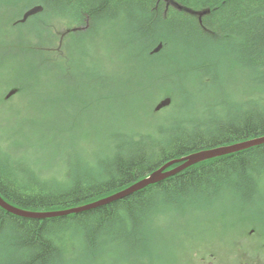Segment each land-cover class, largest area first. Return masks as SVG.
I'll use <instances>...</instances> for the list:
<instances>
[{"label": "trees", "instance_id": "1", "mask_svg": "<svg viewBox=\"0 0 264 264\" xmlns=\"http://www.w3.org/2000/svg\"><path fill=\"white\" fill-rule=\"evenodd\" d=\"M25 3L43 6L41 16L44 18L48 14L73 16L77 22H86L91 27L112 21L125 25V30L121 32L129 38L125 42L126 48L122 47L127 74L118 76L113 83L118 85L125 82L132 87L133 93L126 92L123 97L127 101L132 98L130 104L135 111L146 105V100H151L149 96L161 87L180 85L184 77L194 73L205 77L211 75L214 68L204 52L221 45L229 48L230 52L225 55L229 56L228 61L232 66L241 65L247 69L246 85L253 87L255 94L236 116L234 112L233 116L226 113L223 117L211 120V110L207 106L204 117L193 123L177 122L178 116L173 111L181 107L174 104L168 110L171 115L169 113L160 117L154 132H139L133 137L131 133L122 134V131L114 134L110 139L112 148L108 144L112 154L87 169L77 161L75 153L70 155L71 158L67 157L71 153L67 152L66 147L71 141L67 142L69 139L66 138L64 127L54 125V115L46 113L51 112V107L47 105V111L44 112H31V107L28 110L18 109L15 117L17 122H30L31 126H34V118L40 112L45 116L53 115L41 116V125L28 130L25 137L20 135V139L36 137L35 141L42 143L41 160L50 155L64 158L60 162L62 174L56 177L59 180L56 181L53 180L55 176L42 177L43 172L35 171L23 159L8 158L12 155L10 152L17 149L16 144L9 148L1 143L4 147L0 146V195L10 204L33 212H53L84 206L131 186L172 160L201 150L264 136V0H19L16 5ZM203 11L209 13L202 17L200 23L197 13ZM32 31L34 40L46 37H43L42 30ZM86 32L73 33L71 38L75 40L70 45L56 48L49 55L43 48L24 46L22 40L28 36H25L27 30L26 33L21 30V35L14 37L13 42L19 44L17 48L0 45V62L11 59L13 64L10 73H17V77H14L17 82L13 80L9 88H18L16 95L24 94V98L30 99V104L39 101L31 94L37 87L41 89V84H44L42 89L47 86L46 95H59L65 103H61L60 107L66 106L72 119L74 116L70 121L86 132L85 146L89 141L100 140L99 130L110 129L109 119L103 122V128L101 124H95L96 119L87 118V115L97 112L110 81L106 75L91 73L86 67L95 58L85 51V42L100 30ZM115 32L119 38L124 36L119 31ZM10 37L13 38L12 35ZM137 44L145 47L140 49ZM160 44L163 46L161 51L152 54ZM174 44L200 63L191 69L170 70L168 49L171 50ZM54 56L57 62L52 59ZM28 71L35 76L25 78ZM44 71L49 76H42ZM133 81L137 84L132 85ZM164 91L179 96L176 89ZM182 94L181 91L180 97H183ZM65 95H72L76 100L74 103L82 99L86 105L76 111ZM10 99L0 97V105L4 106ZM18 128L13 127L11 130ZM111 135L108 133L104 138ZM72 143L76 146L75 141ZM95 148L101 147L97 145ZM98 167L102 175L96 177L91 169ZM12 174H16L17 178ZM262 188L264 144L185 168L131 196L79 214L36 220L18 217L0 208V240L8 237L13 240L8 242V249L13 251H10L11 259L7 264H56L61 261L64 251L63 243L59 240L63 234L68 239L76 234L86 245L84 250H99L105 245L101 244L103 241L120 238L136 246L138 242L134 243L133 238L142 242L146 226L160 223L168 210L182 212L190 206L200 207L208 201L228 197L242 207L258 203L254 207L263 215L264 201L259 200L264 191ZM257 198L258 201H255ZM1 246L3 248L4 244ZM13 252L19 254H11ZM257 256L263 258V253L257 252Z\"/></svg>", "mask_w": 264, "mask_h": 264}, {"label": "rangeland", "instance_id": "2", "mask_svg": "<svg viewBox=\"0 0 264 264\" xmlns=\"http://www.w3.org/2000/svg\"><path fill=\"white\" fill-rule=\"evenodd\" d=\"M18 1L0 0V45L17 48L19 44L13 42L14 37L20 36L21 30H24L25 33L27 30L28 34L25 36H28L22 40L24 46L26 48H43L46 54L48 53L49 55L54 49L64 48L75 40L71 38L72 34H68L74 27L83 28L88 26L86 22H77L73 16H50V14L45 16V18L41 15L35 17L24 27L15 26L11 24L13 15L19 18L26 9L32 6L28 5L29 3L16 5ZM90 28L89 30H100V32L98 34L94 33L95 35L90 38H88L89 35L87 36L85 51L94 57L95 60L88 63L86 67L91 73L106 75L105 77L110 81L107 93L104 98L102 97L103 99L98 105L97 112L92 113L93 115L91 116L87 115V118L96 119L95 124H101L103 128L105 127L103 122H107L109 119L110 129L98 131V135L101 137L100 140L94 139L85 146L86 132H82L78 125L70 121L74 119V116L72 119L70 110L66 106L60 107L61 103L64 105L65 103L59 98V95H52L53 93L46 95L45 88L47 86L42 89L44 84H41V89L37 87L31 94L32 97H36L39 100L36 101L35 99L36 102L34 104L28 103L30 99L24 98V94H21L12 97L7 103L3 104L10 109H5L6 107L0 105V119H3L0 120V146L4 147L1 144L4 143L9 148H13L16 144L17 149L10 152L13 156H8V158L23 159L30 166H33L32 168L35 171L43 172L42 175L40 174L42 177L55 176L53 180L59 181L56 177H60L62 174L60 162L64 157L61 159V156L52 157L50 155V157H47L48 159L45 157L44 160H41L42 143L39 140L35 141L37 138L35 137L34 139L31 136H28V139L25 140L20 139V135L25 137L28 130L41 125L39 124L41 116L51 117L54 115V125L59 128L64 127L66 138L69 139L67 142L71 141L66 147L68 148L67 152L71 153H67L69 155L67 157L71 158L75 153L74 156L75 158L77 157V161L87 169V167L91 168L90 165L97 164L104 157L112 154L113 143L110 142V139L113 138L114 134L122 131V134L131 133L133 137L139 132H154L155 125L161 120L160 117L162 118L164 115L169 114L170 111L168 110L174 104L181 107L173 111V114L178 116L177 122L193 123L204 117L203 114L206 113L204 109L207 106V109L211 110V120L216 117H223L227 115L226 113H231L233 116L234 112L236 116L240 114L243 105L247 104L246 101L255 94L253 87L246 85L247 69L242 68L241 65L232 66L228 61L230 59L229 56L225 55L228 53L229 48L221 45V47H213L210 51L204 52V56L210 60L212 68H214V72H211V75L205 77L194 73L184 77L185 74L180 85L161 87L160 90L149 96L151 100H146V105H142L140 109L135 111L130 104L132 98L127 101L123 97L126 92L133 93L132 87L125 82L118 85L113 83L118 76H122L127 72V63L123 59L122 47L123 49L126 48L125 42L129 38L125 33L121 32V30H125V25H118V23L116 24L112 21L110 23H98L94 27L90 26ZM32 30H42L43 37H46L43 40L39 38L34 40L31 37ZM82 31L87 33L86 30ZM115 31H119L124 36L119 38V34L117 36ZM138 46L140 49L145 47L144 45ZM64 51L66 52V49ZM169 52L170 70L176 68L191 69L193 65L200 63L184 54L182 49L175 44L172 45L171 50L168 49ZM52 59L55 62L58 61L55 56ZM12 64L11 59H5L0 62V97L4 99H6L8 92L11 90L9 86L13 80H16L14 77H17L15 76L17 75L16 72H14L15 75L12 72L10 73ZM22 73L24 72L22 71ZM186 73L189 74V72ZM25 75V78L35 76L33 72L29 73V71ZM42 76H49V73L44 71ZM55 78L56 80L58 79L57 77ZM47 81H49V78H47ZM135 84L137 82L133 81L132 85ZM162 89H176L179 96ZM181 91L183 97H180ZM65 96L68 101L72 102L70 104L76 111L86 105V102L82 99L74 103L76 100L72 95ZM167 97L172 99L171 106L161 112H156L155 106ZM143 99L144 96L141 97V100ZM47 105L52 108L50 113L46 109ZM30 107L32 109L31 112L41 110L53 115L45 116L40 112L34 118L37 122H34V126H31L30 122L25 124L22 120L23 125L18 123L15 119L17 116L16 110L23 108L28 110ZM13 127L19 128L11 130ZM44 128L48 129L45 126ZM94 129L96 130L95 126ZM108 133L113 135L107 139L104 138V136H108ZM126 135L131 137V135ZM16 136H19V138H16ZM74 141L76 146L72 143ZM108 144H110L111 148ZM97 145L101 148H95ZM25 146H27V149ZM18 147L21 149H18ZM47 163L48 165H42ZM91 170L95 172L94 176L96 177L102 175L100 167L92 168ZM12 175L14 177L17 176L16 174ZM262 190L264 189L262 188ZM259 200L264 201V191L259 196ZM211 201L204 205L200 204L202 205L200 207L190 206V208L182 210V212L168 210V213L162 216L160 223L155 222V224L152 223V226H146L142 234V242L135 237L133 238L134 243L138 242L136 246L129 245L128 242H124L120 238L112 241H103L101 244L105 243V245L99 250H84L86 245L83 244L76 234L72 233L73 235L69 239L68 236L63 234L59 240L63 243L64 251L61 261L56 264H189V262L191 264H201L202 261H207L206 258L213 260L211 264H264V214L261 215V212L254 207L258 203L253 206L250 205L252 207H242L237 205L239 203H233L232 201L234 200L228 197ZM255 201H258V198ZM11 241L13 240L10 237L0 240V264H7L11 259L10 251L13 250L8 249V242ZM1 244H4L3 248ZM257 252L263 253V258L258 257ZM14 253L19 254L17 252L11 254Z\"/></svg>", "mask_w": 264, "mask_h": 264}, {"label": "water", "instance_id": "3", "mask_svg": "<svg viewBox=\"0 0 264 264\" xmlns=\"http://www.w3.org/2000/svg\"><path fill=\"white\" fill-rule=\"evenodd\" d=\"M43 12V7L40 5L34 6L30 8L21 19V23H24L27 21V19L31 16L37 15L39 13ZM209 11H203L199 13L200 18L206 14H208ZM162 44H160L157 48H155L152 52V54L159 53L162 49ZM18 92V89H13L9 92L7 95V99L14 96ZM172 99L167 97L161 100L156 106L155 111H161L164 108H167L171 105ZM264 144V136L249 139L242 142H237L234 144L229 145H223L215 148L205 149L201 150L195 153H192L190 155H187L185 157L172 160L170 162H167L160 168L153 171L150 175L147 177L139 180L138 182L132 184L131 186L127 187L126 189H123L111 196H108L106 198H103L99 201L80 206V207H74L69 208L67 210H60V211H53V212H33V211H25L17 206H14L7 202L2 196L0 195V208L5 210L8 213H11L13 215H16L18 217L23 218H29V219H36V220H43L48 218H56V217H65L68 215L73 214H79L85 211L93 210L108 204H112L118 200L124 199L128 196L133 195L134 193L141 191L151 185L158 184L168 177L175 175L176 173L184 170L185 168L194 166L196 164L218 158L221 156L233 154L236 152H240L249 148H253L256 146H260ZM178 165L175 168L170 169L172 166Z\"/></svg>", "mask_w": 264, "mask_h": 264}, {"label": "flooded vegetation", "instance_id": "4", "mask_svg": "<svg viewBox=\"0 0 264 264\" xmlns=\"http://www.w3.org/2000/svg\"><path fill=\"white\" fill-rule=\"evenodd\" d=\"M25 12H23L22 13V15L18 18V17H16V15H15V18L12 20V24L13 25H20L21 27H24V26H26V24H28V22H30V21H32L36 16H33V17H31V18H29L25 23H23V24H20V23H18V21L22 18V16H23V14H24ZM84 28H86V29H84ZM89 30V29H91L90 28V26L88 25L87 27H76V28H73V30ZM56 30V29H55ZM67 30H69V29H67ZM206 260L207 261H205V262H203L202 261V263L201 264H211V263H213V260L212 259H207L206 258ZM189 264H191V262H189ZM245 264V263H244Z\"/></svg>", "mask_w": 264, "mask_h": 264}]
</instances>
